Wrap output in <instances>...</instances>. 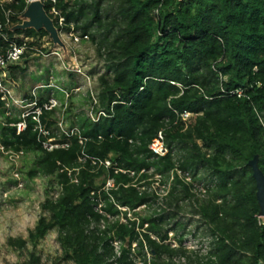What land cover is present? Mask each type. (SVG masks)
I'll list each match as a JSON object with an SVG mask.
<instances>
[{
  "label": "trees",
  "instance_id": "trees-1",
  "mask_svg": "<svg viewBox=\"0 0 264 264\" xmlns=\"http://www.w3.org/2000/svg\"><path fill=\"white\" fill-rule=\"evenodd\" d=\"M26 6L6 4L14 27L4 32L18 42L20 34L49 35L15 28ZM58 7L66 24L55 21L58 30L80 31L104 58L98 108L109 116H76L71 128L83 143L63 134L55 143L68 146L52 150L31 121L20 134L11 126L0 130L7 148L36 154L30 176L52 177L60 187L56 197L47 192L28 238L10 237L9 246L31 245L25 264H42L36 248L55 230L62 255L53 264H175L176 257L264 264V221L249 165L257 158L264 173V0H60ZM238 89L240 97L231 93ZM175 111L197 116L187 124ZM43 121L55 125V111ZM162 128L170 152L156 157L149 144ZM155 176L165 186L172 178L162 194L152 188ZM188 212L189 222L204 228L205 254L183 243Z\"/></svg>",
  "mask_w": 264,
  "mask_h": 264
},
{
  "label": "rangeland",
  "instance_id": "rangeland-1",
  "mask_svg": "<svg viewBox=\"0 0 264 264\" xmlns=\"http://www.w3.org/2000/svg\"><path fill=\"white\" fill-rule=\"evenodd\" d=\"M20 20L21 23L16 26H22L27 18L22 16ZM63 31L58 30L64 46L55 42L51 34L40 39L33 37V43L38 51L48 56L45 57L35 50L30 51L21 62L22 64L16 67L17 72H14L20 77L13 75V78L20 82L17 89L23 96L29 94L34 85H44L38 90L45 94L44 97L53 95L63 103V107L56 108V123L50 128V131L58 138L71 129L76 116L90 115L94 102L90 95L91 91L96 94L99 89L98 78L105 73L104 58L99 56L94 43L86 39L74 43L72 33ZM78 33L81 32L78 31ZM54 51H58L60 57L52 54ZM19 67L26 69L21 71ZM77 67L83 74L73 71V68L77 69ZM61 89L69 93L67 100ZM10 155L14 158L11 159ZM35 158L36 154L33 152H24L20 157H16L14 153L0 152V264L27 262L32 249L31 245L18 250L9 246L8 239L10 237L28 238L30 230L35 227L42 215L41 205L47 197V192L56 197L60 191L59 185L52 177L42 174L30 176L29 172L35 168ZM15 173L19 174L18 177L14 175ZM161 179L160 176L152 179L157 180L153 181L152 188L158 190L160 194L169 188L172 181L171 178L165 186L161 184ZM19 182H22V187L18 186ZM202 187V184L198 185L196 191L201 190L199 192L203 193ZM149 209L148 207L138 209V212L144 214ZM182 217L185 222H189L191 214L188 212ZM260 217L264 221V217ZM197 226V222H189L183 243L190 250H198L200 254H205L208 250V239L203 235L204 228L198 229ZM57 236L58 233L53 230L37 246L36 251L41 257L42 264H53L62 255ZM169 238L173 246L178 245L174 232L169 233ZM174 262L188 264L187 260L178 257L174 258Z\"/></svg>",
  "mask_w": 264,
  "mask_h": 264
},
{
  "label": "built area",
  "instance_id": "built-area-1",
  "mask_svg": "<svg viewBox=\"0 0 264 264\" xmlns=\"http://www.w3.org/2000/svg\"><path fill=\"white\" fill-rule=\"evenodd\" d=\"M34 1H41L44 4L45 2L48 3L50 5V8L47 14L51 17V19L54 22L56 21L60 27L66 25L65 17L62 14V10L58 7V3L60 0H26V9L28 8L29 4ZM12 2L13 0H0V6L3 9L6 17L5 22L0 19V39L3 40L4 43V45L0 47V123L3 124V127L11 126L16 128V132L20 134L28 128L29 121H31L34 124L33 130L38 133L39 141L42 143L45 149L52 150L53 148L59 146L67 147L68 143H55L56 139H59L56 135L48 139H42V136H49L51 133L50 129L43 121V114L46 111L54 110L56 112V108L63 107V103L58 101L53 95H48V97H44L45 94L38 91L41 87H44V85L34 86L30 93L24 96L19 93V90L17 89V82L13 78L15 72L14 68L20 66L25 56L29 54V52L32 50L41 53L45 57H47L48 54L38 51V48H36L35 44L33 43V37H26L20 35L19 38L21 39V42H18L16 39H10L8 33L4 32L5 27L12 26L10 16L14 12L11 8H6V4ZM23 14L20 16V18L23 16ZM12 27H14V25ZM71 36L73 37L74 43H77L82 40L79 34L72 33ZM83 39L88 40L89 37L84 36ZM52 54H56L60 57V53L58 51H54ZM73 71L83 74L82 70L78 67L77 69L73 68ZM61 91L65 94V98L67 100L69 98V93L63 89H61ZM231 93L237 94L239 97L244 94L242 89H238ZM90 95L93 98L94 102L93 107L90 111V115L87 116L96 122L101 117L109 116L105 109L98 108V91L96 92V94L91 91ZM41 98H44L42 102ZM175 113L177 114V121H182L183 123L187 124L192 123L197 116V114L188 111H184L182 113L175 111ZM13 118H17L18 121L8 122V119ZM64 134H66L67 136L79 135L80 142L83 143L84 141L82 136H80V131L77 127H73L69 131H65ZM149 149L155 154L156 157H165L169 154L170 149L166 141L165 128H162L158 131L156 136L149 144ZM0 152L4 154L14 153L16 157H20V155H23L24 153L23 151L17 152L10 148H7L1 140V136ZM10 158L13 159L14 156L10 155ZM104 163L106 166L111 165V161L109 160H106ZM14 175L18 177L19 174L15 173ZM187 180H190V178L188 177ZM22 185V182H19L18 186L22 187ZM106 186L112 187L113 180H109ZM114 245L118 251L120 249V244L118 242H115Z\"/></svg>",
  "mask_w": 264,
  "mask_h": 264
},
{
  "label": "water",
  "instance_id": "water-1",
  "mask_svg": "<svg viewBox=\"0 0 264 264\" xmlns=\"http://www.w3.org/2000/svg\"><path fill=\"white\" fill-rule=\"evenodd\" d=\"M27 20L22 26H16V29H29L33 28L37 31L45 29L51 36L55 39V42L59 43L60 46H64L63 41L59 36L57 27L54 24V21L47 14L45 5L41 1H34L29 4L28 8L23 14ZM3 124L0 123V130L2 129ZM249 165L253 169V177L256 180L257 187V199L258 203L261 206L260 216H264V173L258 165L257 158L252 160Z\"/></svg>",
  "mask_w": 264,
  "mask_h": 264
},
{
  "label": "crops",
  "instance_id": "crops-1",
  "mask_svg": "<svg viewBox=\"0 0 264 264\" xmlns=\"http://www.w3.org/2000/svg\"><path fill=\"white\" fill-rule=\"evenodd\" d=\"M16 70V69H15ZM15 72H17V71H15ZM14 75H16V73H14ZM16 76H18V78L20 77L19 75H16ZM15 79V78H14ZM15 81L17 82V85L19 86L20 85V82H18L16 79H15ZM35 86V85H34Z\"/></svg>",
  "mask_w": 264,
  "mask_h": 264
},
{
  "label": "bare ground",
  "instance_id": "bare-ground-1",
  "mask_svg": "<svg viewBox=\"0 0 264 264\" xmlns=\"http://www.w3.org/2000/svg\"><path fill=\"white\" fill-rule=\"evenodd\" d=\"M262 217H264V216H262Z\"/></svg>",
  "mask_w": 264,
  "mask_h": 264
}]
</instances>
